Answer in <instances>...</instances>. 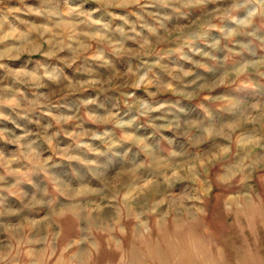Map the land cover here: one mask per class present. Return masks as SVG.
Wrapping results in <instances>:
<instances>
[{
	"label": "rangeland",
	"instance_id": "rangeland-1",
	"mask_svg": "<svg viewBox=\"0 0 264 264\" xmlns=\"http://www.w3.org/2000/svg\"><path fill=\"white\" fill-rule=\"evenodd\" d=\"M0 264H264V0H0Z\"/></svg>",
	"mask_w": 264,
	"mask_h": 264
}]
</instances>
